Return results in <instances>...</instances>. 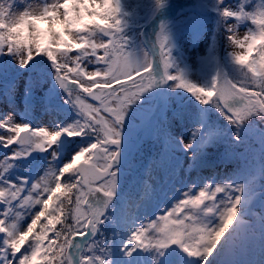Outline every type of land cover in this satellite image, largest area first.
Here are the masks:
<instances>
[{
	"label": "snow or ice",
	"instance_id": "1",
	"mask_svg": "<svg viewBox=\"0 0 264 264\" xmlns=\"http://www.w3.org/2000/svg\"><path fill=\"white\" fill-rule=\"evenodd\" d=\"M156 3L164 7L166 0ZM246 7L243 0L235 7L225 0H214L213 10L225 38L241 49L239 54H230V62L239 66L240 75L219 68L210 83H198L182 71H170L176 67L175 44L164 23L153 45L155 56L143 44L138 50L133 47L125 31L122 0H39L36 5L25 0H0V73L14 60L30 76L26 94L54 79L65 93V103L76 112V119L51 130L13 122L11 114L0 120V128L9 133L0 135V144L5 148L20 146L4 158L0 168V203L5 205L0 212V234L4 237L0 264H114L112 244L96 239L97 233L104 235L109 222L114 225L113 237L127 229L120 247L124 257L138 264H147L142 252L155 253L153 264H183L182 254L196 258L199 264H211L217 246L223 247L221 238L225 241L240 235L247 226L244 217L249 201L264 197V183L257 186L254 175L244 183L231 178L217 183L214 177H198L189 183L181 179L183 162L175 167L164 165L174 158L175 151H182L191 160L184 172L199 173L201 168L213 166L207 149L226 135V129L207 119L206 114L213 109L235 127L232 139L236 143L241 140L240 129L256 120L264 121V0L256 11H246ZM229 18L235 23H228ZM243 22H250V26L241 38L237 30ZM49 63L52 72L47 71ZM161 86L189 94L191 104L177 98L172 118L191 121L196 127L191 137L153 127V116L157 111L163 114L167 105L147 112L142 124L164 141V153L154 163L164 169L166 182L179 181L184 190L177 189L180 198L154 219L147 218V224L141 221L137 225L135 215L114 219L109 209L119 195L117 187L127 165L129 112L145 93ZM53 96L54 89H50L49 103ZM89 98L98 103L88 102ZM64 137L77 141L67 149L70 159L61 157L58 145ZM33 152L49 154L44 176L10 179L15 161ZM259 175L264 177V166ZM201 181L203 186L198 187ZM73 190L74 198L70 195ZM161 193L162 187L143 181L136 209ZM219 193L224 197L218 200ZM62 197L73 206L67 216ZM238 214L239 222L225 236ZM260 220L264 222V216ZM56 224H61L60 230ZM50 232L54 233L51 237ZM98 248L101 255L96 254Z\"/></svg>",
	"mask_w": 264,
	"mask_h": 264
},
{
	"label": "rangeland",
	"instance_id": "2",
	"mask_svg": "<svg viewBox=\"0 0 264 264\" xmlns=\"http://www.w3.org/2000/svg\"><path fill=\"white\" fill-rule=\"evenodd\" d=\"M26 3H32L36 5L39 3V0H25ZM226 4H231L233 7L237 4L236 0H225ZM24 4H20V9H23ZM144 6V5H143ZM197 6L199 9L205 12H209L207 16H205V20L200 19L197 14H192L191 11H183L181 9L178 10L177 15L174 18L166 19L161 21L167 25V30L172 37V41L175 44V48L173 49V56L175 58L176 67L170 71H173L175 74L176 71H182L189 79L198 83H208V55L210 53L209 42L214 40L217 37V41L219 42V49L221 53L222 64L226 71H230L233 76H239L240 72L238 70L239 66H235L230 62V54L236 53L239 54L241 49L238 46L230 45L229 41L225 38L223 34V29L219 27V16L215 15L214 9V0H197ZM154 15V14H153ZM153 15L150 17L152 19ZM137 17H147L148 14L143 12V8L137 11ZM150 16V15H149ZM149 19V18H148ZM126 22V34L131 38V43L134 48L139 49L140 45L143 44L141 40L142 26L136 27L133 26L132 23ZM160 23V25H161ZM228 23H235V20L229 18ZM198 25H202L203 29L201 32L200 29H197ZM247 25L241 23L238 27L237 34L242 38L244 34H246L248 30ZM160 26L156 32H159ZM199 36V37H198ZM215 36V37H213ZM144 46V44H143ZM145 47V46H144ZM75 55V52L72 53ZM0 63H3L0 61ZM5 68L7 69L4 72L3 77L0 76V120H5L9 114H11V118L13 122L17 123H28L33 128L36 127H45L51 130V127L56 126L57 124L68 122L70 118H65L64 114L57 113L55 111L49 112L45 110L46 99L45 95L49 93V90L52 89V85L50 84L52 79L49 81H45L41 88H33L30 92L26 94V89H28L30 84V76L28 72H24V74L20 73V68L16 65L14 60H9L6 63ZM90 70L91 67H90ZM48 72H51L47 69ZM13 79L12 82L15 83V86L10 87L8 93L4 92V88L7 87L5 79ZM173 83V82H169ZM167 89V86L163 87V94ZM171 90L170 97L166 98V102L164 105H167L164 113L166 119H169L167 122V127L171 134L179 136L184 134L186 137H190L192 135V131L195 127V124L191 121L187 123H182L178 119L172 118V109L177 106V98L183 101H189V94L184 92L183 90ZM58 90H54V92ZM178 91H183L184 95L180 97L178 95ZM55 92V100L61 107H66L65 103V93L62 91ZM30 97L29 103L33 105V108L30 111V115L24 113V106L28 103L25 102L24 99L26 97ZM157 98V90H151L144 94V97L141 101L138 102L137 105L132 106V110L129 112L127 123L130 126L135 127L136 129H140L143 126L142 121L144 115L152 110L153 105L155 104ZM88 102L96 103L91 101L89 98ZM68 108H72L70 105H67ZM53 113V114H51ZM162 117V116H161ZM28 118H34L35 123L31 124L28 122ZM160 118V117H159ZM158 118V119H159ZM62 120L64 122H62ZM72 120V118H71ZM70 120V122H71ZM235 130L234 132H236ZM241 131V129H240ZM149 131H146L148 133ZM233 132V133H234ZM232 133V134H233ZM9 133L6 128H0V135L7 136ZM127 137L130 135L129 131L127 132ZM232 134L228 136V141L232 144L236 142L232 139ZM241 139L245 138V135L240 132ZM260 139V136H258ZM83 143V142H82ZM20 146L17 144L11 145L9 148H5L2 144H0V168L4 166V158L12 154L15 149H18ZM56 147V146H54ZM241 153H237V151L231 150L228 152L223 160L224 162L218 164L214 167H209L206 169H200L199 173L196 170H192L187 173L184 172L183 169L187 168V165L191 162L190 158L185 156L182 151L174 152V162L172 161L169 164H165L164 167H175L177 163L183 162V168L181 169V179H184L187 182L196 181L198 177H203L205 179H210L212 177L215 178V182L221 183L231 178L236 183L240 182V179L237 177L236 173L238 169L243 166V158ZM70 153H68L63 159H70ZM49 159L48 153L42 152H33L30 156L26 158H21L15 161V166L9 170L10 176L9 178L12 180H17V177H31L34 179H39L43 177L45 172L44 169L47 167V161ZM151 168V171L145 177L148 179V184L153 187L160 188L162 187V193L158 195L153 201L147 203L145 206L140 209H136V204L139 202V198L136 201L128 202V210L129 215H135V220L137 225L142 221L147 224V218L154 219L157 215L161 214V212L175 203L176 199L180 198V193L176 191L181 188V183L179 181L175 182H166L165 171L162 167H158L156 163ZM127 167V166H126ZM129 168V166H128ZM148 169V168H147ZM238 174V173H237ZM61 179V183H62ZM203 186V181L198 184V187ZM224 197V193L217 194V199H221ZM264 199V197H262ZM243 199V197H242ZM5 205L0 203V212L3 211ZM249 212L246 213L244 217L245 223H250L252 218L255 216H264V201H249ZM196 211V210H193ZM239 214L237 217V221H234L233 225L230 226L228 232L225 233V236H228L232 229L236 227L237 222H239ZM30 222L29 220L24 221V225ZM43 222V221H42ZM245 230H248L250 234L253 235L254 240L258 239L263 244L257 248V251L254 254H251L249 250H247L246 245L244 244V235L241 232L239 235V240L237 241V248L235 247V257L233 259L232 264H246V261L243 257V251L247 253L248 258L252 259L251 264H264V235H259L257 232V227L248 224ZM39 230V228H38ZM242 238V240H241ZM3 235L0 234V247L3 246ZM223 237L221 238V243L224 246L227 240L223 241ZM217 252L213 253V258L211 259V264H224L221 262L219 258V252L222 247L217 246ZM23 250V249H22ZM177 251H180L177 249ZM140 255L144 258L147 264H153L152 257L155 255L154 252H142ZM185 259L183 264H199V261L196 258H188L186 254H182ZM138 264V263H137Z\"/></svg>",
	"mask_w": 264,
	"mask_h": 264
},
{
	"label": "trees",
	"instance_id": "3",
	"mask_svg": "<svg viewBox=\"0 0 264 264\" xmlns=\"http://www.w3.org/2000/svg\"><path fill=\"white\" fill-rule=\"evenodd\" d=\"M128 1L131 3V0H128ZM260 3H261V0H247L246 11H256L257 10V6ZM211 121H214L216 123V125L217 124H221L218 127L222 128V129H224V126L228 124V122L226 120H224V118L222 116H219V113H217L215 110L211 113ZM255 123L260 124L261 126H263V124H262L263 121L256 120ZM162 127H164V126H162ZM225 138H226V135H225V137L223 138V140L220 143H218V144H216L214 146H211V147H209L207 149L208 159L211 162L221 161L222 157H224L226 155V153H227V151L229 149V144L225 142ZM157 142L159 143L160 146H162L161 145L162 144V138H158ZM247 145L249 147H251V152H250V155L248 156V158L253 160L252 155H253V153H255V154H257L259 156V158H261L264 161V152L261 150V148L257 144H255L254 140L249 141V143H247ZM239 146H242V145L240 144ZM245 170H247V168ZM74 194H75V190H73V192L70 195H73V198H74ZM62 199L65 200L64 211H65V216H67L69 210L72 209L73 206L69 205L67 203L66 198L62 197ZM60 229H61V227H60ZM123 230L120 232L121 234L123 233ZM102 238H103V236H101L99 240H102ZM111 244L114 245L113 240H112ZM98 250H99V248L97 249V251ZM114 258H115V255L113 254V260L115 261Z\"/></svg>",
	"mask_w": 264,
	"mask_h": 264
},
{
	"label": "water",
	"instance_id": "4",
	"mask_svg": "<svg viewBox=\"0 0 264 264\" xmlns=\"http://www.w3.org/2000/svg\"><path fill=\"white\" fill-rule=\"evenodd\" d=\"M161 16H162V14H159V15L154 19L153 24H155V27L158 26V21H159V19L161 18ZM150 36H151V35H150L149 30H148V28H147V29H146V35H145V37H150ZM150 40H151V39H150ZM151 41H152V48H153L154 51H156V49L153 47V45H154L155 43L153 42V40H151ZM257 131H261V132H263L262 130H257ZM137 140H138V138H137V139H134V140H133V139H127V140H126L125 159H127V158L130 156L132 150L134 149V147H135V145H136ZM263 145H264V140H263Z\"/></svg>",
	"mask_w": 264,
	"mask_h": 264
}]
</instances>
